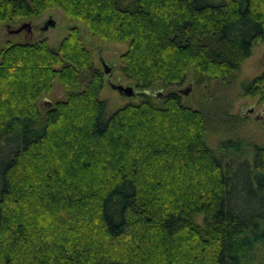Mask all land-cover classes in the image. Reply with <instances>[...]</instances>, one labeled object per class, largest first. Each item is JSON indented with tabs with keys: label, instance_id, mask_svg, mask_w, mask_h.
Here are the masks:
<instances>
[{
	"label": "trees",
	"instance_id": "1",
	"mask_svg": "<svg viewBox=\"0 0 264 264\" xmlns=\"http://www.w3.org/2000/svg\"><path fill=\"white\" fill-rule=\"evenodd\" d=\"M52 10L55 47L0 48V264H264V146L209 144L243 124L211 90L264 41V0H0V25ZM85 36L126 44L136 101L109 110ZM240 92L264 101V71Z\"/></svg>",
	"mask_w": 264,
	"mask_h": 264
},
{
	"label": "rangeland",
	"instance_id": "2",
	"mask_svg": "<svg viewBox=\"0 0 264 264\" xmlns=\"http://www.w3.org/2000/svg\"><path fill=\"white\" fill-rule=\"evenodd\" d=\"M48 18L54 21V25L41 31L40 28ZM28 23L30 24V33H25V30H22L18 34H12L9 31L18 27L21 23L17 25H0V48L3 46L4 42L32 43L42 39H45L50 46L55 47L66 35L67 29L73 25V23L64 19L60 11L54 10ZM84 43L87 48L91 49L95 68L102 72L97 60L98 56H101L104 62L110 67L109 74H102L103 85L100 91V98L107 102L109 110H113L126 102L136 101V94L131 98H123L112 89L114 85L132 86L130 82L125 81L120 76L117 70V67L120 65L119 55L125 50L126 44L100 43L87 36L84 37ZM262 71H264V41L255 45L251 56L240 63L238 71L234 75L233 83L229 88L224 87L220 89V87L215 86L214 90H211V96L219 98V101L222 103L221 105H228L229 114L237 115L238 120L243 122L242 125H236V127L231 130V135L220 133L217 134L218 137L209 138L211 147L215 148L218 145L217 141H221L224 138L240 139L249 144L264 146V101H258L257 98L244 97L240 92V83L244 79L252 78ZM187 84L188 82L184 83L181 87L175 89V91L180 96L181 100L191 104V100L194 97V90L190 88L186 95L180 93V90L189 87ZM161 92L165 94L167 91L163 90ZM61 99H63V93L60 86L55 81L50 93L39 100V108L43 111L48 107V104H52ZM242 119H244V121ZM196 222H200V217H196Z\"/></svg>",
	"mask_w": 264,
	"mask_h": 264
},
{
	"label": "water",
	"instance_id": "3",
	"mask_svg": "<svg viewBox=\"0 0 264 264\" xmlns=\"http://www.w3.org/2000/svg\"><path fill=\"white\" fill-rule=\"evenodd\" d=\"M54 25V21L51 18H48L42 25V27L40 28V30L44 31L46 30L48 27H52ZM22 30H25V32L30 33L31 29H30V24L28 22H23L21 23L18 27L10 30L9 32L12 34H18L20 33ZM98 63L101 67V70L104 74H108L110 72V67L104 62L103 58L101 56L97 57ZM112 89H114L121 97L124 98H130L133 97L135 92L133 90V88L131 86H121V85H114L112 86ZM189 91V87L180 90V93H182L183 95H186L187 92Z\"/></svg>",
	"mask_w": 264,
	"mask_h": 264
},
{
	"label": "flooded vegetation",
	"instance_id": "4",
	"mask_svg": "<svg viewBox=\"0 0 264 264\" xmlns=\"http://www.w3.org/2000/svg\"><path fill=\"white\" fill-rule=\"evenodd\" d=\"M25 33H27V32H25Z\"/></svg>",
	"mask_w": 264,
	"mask_h": 264
}]
</instances>
